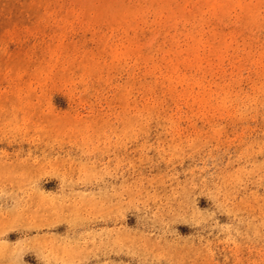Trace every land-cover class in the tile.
Segmentation results:
<instances>
[{
	"label": "rangeland",
	"instance_id": "rangeland-1",
	"mask_svg": "<svg viewBox=\"0 0 264 264\" xmlns=\"http://www.w3.org/2000/svg\"><path fill=\"white\" fill-rule=\"evenodd\" d=\"M0 264H264V0H0Z\"/></svg>",
	"mask_w": 264,
	"mask_h": 264
}]
</instances>
